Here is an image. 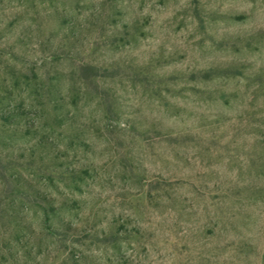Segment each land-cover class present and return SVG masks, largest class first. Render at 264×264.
<instances>
[{
	"label": "rangeland",
	"instance_id": "obj_1",
	"mask_svg": "<svg viewBox=\"0 0 264 264\" xmlns=\"http://www.w3.org/2000/svg\"><path fill=\"white\" fill-rule=\"evenodd\" d=\"M192 5L0 0V170L46 196L61 231L0 175V264H264V103L168 77L264 65V0H197L204 28ZM80 63L116 75L88 88ZM147 65L168 104L142 83Z\"/></svg>",
	"mask_w": 264,
	"mask_h": 264
},
{
	"label": "trees",
	"instance_id": "obj_2",
	"mask_svg": "<svg viewBox=\"0 0 264 264\" xmlns=\"http://www.w3.org/2000/svg\"><path fill=\"white\" fill-rule=\"evenodd\" d=\"M193 5L191 6L195 15L198 17L200 25L204 28V18L202 17L199 7L197 5V0H192ZM260 37L257 35H248V36H235L228 38H221L218 43L225 47L237 46L239 44L243 46H250L253 41L259 40ZM214 41V40H213ZM150 66L147 65L146 69L141 71L142 83L150 87L154 94L159 95L165 103V96L162 94V83L166 81L165 76L160 75L159 73H154L150 70ZM117 67L109 68L104 67L103 71H100L97 65L89 63H80L78 67V73L80 78L87 84L88 88L95 87L98 88L96 79L98 77H108L116 75L114 74ZM181 74L172 73L168 77H180L187 78V80H196L197 84L200 82L207 83L209 81H216V84L212 87L206 88H197V92L207 95L212 100L218 102L230 103L232 99L240 96L247 99L250 95L252 100H257L261 98V102L264 103V65H261L256 68H251V64L243 61L241 59H232L226 61L225 63L219 64H210L205 67H197L190 71L180 72ZM167 77V76H166ZM232 79L234 80L235 86L233 88H227L225 84L220 83V80ZM245 80L244 87L245 91L241 92L242 89L238 85L240 81ZM104 94H100L102 101L106 108V111L109 113L114 112V102L110 98V93L108 90L103 89ZM239 92V93H238ZM241 92V93H240ZM250 117L255 113L247 110ZM0 175L6 184V190L15 198H18L21 201H28L34 206H39L43 211V222L45 227L55 234H60L61 231L53 229L50 224V204L47 201V197L42 195L38 191L29 190L26 186L20 185L21 182L11 180L6 174V170L1 168Z\"/></svg>",
	"mask_w": 264,
	"mask_h": 264
}]
</instances>
